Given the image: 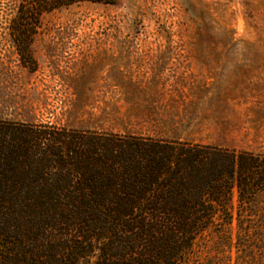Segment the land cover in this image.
Returning <instances> with one entry per match:
<instances>
[{"label": "rangeland", "instance_id": "1", "mask_svg": "<svg viewBox=\"0 0 264 264\" xmlns=\"http://www.w3.org/2000/svg\"><path fill=\"white\" fill-rule=\"evenodd\" d=\"M55 2L0 0V120L264 155V0ZM256 184L183 264H264Z\"/></svg>", "mask_w": 264, "mask_h": 264}, {"label": "trees", "instance_id": "2", "mask_svg": "<svg viewBox=\"0 0 264 264\" xmlns=\"http://www.w3.org/2000/svg\"><path fill=\"white\" fill-rule=\"evenodd\" d=\"M255 183L264 155L0 120V264H183Z\"/></svg>", "mask_w": 264, "mask_h": 264}]
</instances>
